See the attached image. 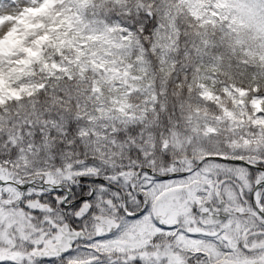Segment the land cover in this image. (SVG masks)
I'll return each instance as SVG.
<instances>
[{"label": "snow or ice", "instance_id": "obj_1", "mask_svg": "<svg viewBox=\"0 0 264 264\" xmlns=\"http://www.w3.org/2000/svg\"><path fill=\"white\" fill-rule=\"evenodd\" d=\"M0 264H264V0H0Z\"/></svg>", "mask_w": 264, "mask_h": 264}]
</instances>
